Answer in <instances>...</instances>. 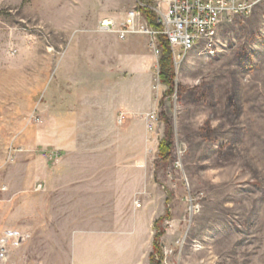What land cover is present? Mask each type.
<instances>
[{"label":"rangeland","instance_id":"obj_1","mask_svg":"<svg viewBox=\"0 0 264 264\" xmlns=\"http://www.w3.org/2000/svg\"><path fill=\"white\" fill-rule=\"evenodd\" d=\"M252 1L219 25L212 53L177 49L168 96L148 37L98 30L137 0H0V233L37 225L56 196L41 178L71 157L136 169L134 200L148 180L158 218L171 195L161 264H264V0ZM21 247L6 264H39L38 247Z\"/></svg>","mask_w":264,"mask_h":264},{"label":"crops","instance_id":"obj_2","mask_svg":"<svg viewBox=\"0 0 264 264\" xmlns=\"http://www.w3.org/2000/svg\"><path fill=\"white\" fill-rule=\"evenodd\" d=\"M84 165L67 157L45 171L44 190L56 196L41 201L36 226L24 225L34 238L16 253L38 247L39 264H150L158 215L149 181L136 203V169Z\"/></svg>","mask_w":264,"mask_h":264},{"label":"built area","instance_id":"obj_3","mask_svg":"<svg viewBox=\"0 0 264 264\" xmlns=\"http://www.w3.org/2000/svg\"><path fill=\"white\" fill-rule=\"evenodd\" d=\"M253 5L252 0H158L150 6L155 13L157 29L150 27L138 10L132 9L120 22L100 19L98 30L112 33L121 41L133 35H145L158 57V38L163 36L169 43L173 63L176 64L179 57L177 49L184 56L203 43L204 48L212 53L219 25L232 17L248 15ZM148 129L152 130V126ZM49 157L57 159L59 154ZM30 237V233L22 229H4L0 233V264H6L10 252Z\"/></svg>","mask_w":264,"mask_h":264},{"label":"trees","instance_id":"obj_4","mask_svg":"<svg viewBox=\"0 0 264 264\" xmlns=\"http://www.w3.org/2000/svg\"><path fill=\"white\" fill-rule=\"evenodd\" d=\"M141 6L138 8V11L141 13L142 17L146 20L147 24L157 29L158 26L155 21V13L151 10V2L150 0H137ZM159 48H160V57L158 60L159 72L158 79L161 85L167 87L166 95L170 96L174 94V63L172 59V53L170 50V46L166 38L163 36H159L158 38ZM165 132V138L160 142L158 146L159 150V159L161 161H166L170 157L171 153V136L170 129L168 128ZM172 200V197L169 193H167V197L165 200V214L158 219H156L153 223L154 237L152 244V253L150 255V264H161L159 259L157 258V254L160 253V238L164 235V231L158 228V224L164 221L171 220V215L169 211V204Z\"/></svg>","mask_w":264,"mask_h":264}]
</instances>
